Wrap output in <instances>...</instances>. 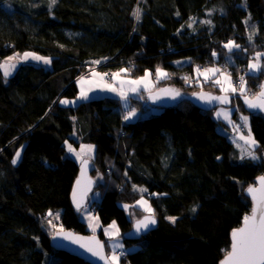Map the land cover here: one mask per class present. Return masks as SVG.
<instances>
[{
	"label": "trees",
	"instance_id": "16d2710c",
	"mask_svg": "<svg viewBox=\"0 0 264 264\" xmlns=\"http://www.w3.org/2000/svg\"><path fill=\"white\" fill-rule=\"evenodd\" d=\"M246 17L260 25L252 48ZM231 40L244 53L235 54L237 67L264 52V0H0V57L30 50L51 59L50 67L20 64L7 81L0 69V264H90L49 243L57 229L91 232L69 199L79 161L65 154V142L75 128L83 143L95 145L94 170L105 176L94 186L99 199L89 204L102 225L115 221L121 235L131 229L127 208L141 197L133 185L144 186L157 220L139 238H121L120 264H219L230 231L250 213L244 190L264 164L237 157L213 110L183 98L124 121L117 98L73 107L59 98L94 65L103 73L129 69L136 78L159 67L168 76L157 88L208 90L191 77L221 63ZM183 59L188 64L181 66ZM247 78L261 84L264 71ZM250 115L252 136L264 149V115ZM49 211H58L59 226L48 223Z\"/></svg>",
	"mask_w": 264,
	"mask_h": 264
},
{
	"label": "snow or ice",
	"instance_id": "6c2138e0",
	"mask_svg": "<svg viewBox=\"0 0 264 264\" xmlns=\"http://www.w3.org/2000/svg\"><path fill=\"white\" fill-rule=\"evenodd\" d=\"M52 3H55V0H52ZM141 10L139 8L135 9L132 13L134 18L138 21L140 19ZM247 24V20L244 21ZM204 23H211V21H204ZM189 27H191V24H189ZM252 39V35H249V40ZM224 47L228 48L230 51L232 48L239 49L241 46L239 44H236L234 41H229L227 44L224 45ZM215 56L216 53H213ZM264 55L262 53H256V56L254 57L253 63H250L248 65L249 73L255 74L257 72H260L264 70V65L260 63L261 56ZM31 57L33 60L37 61H43L45 64L50 63L51 61L40 56H36L33 53H24L23 56H19V54H16L14 56L7 57L3 63H0V69H3V76L8 77L11 74V70L16 68V63L14 61L19 62L20 60H28ZM94 63H99V61H96ZM121 72H128L129 69H121ZM197 73L199 75L204 76L205 80L210 78L211 75H215L216 73L220 72V69L218 68H205L203 71H201L199 68L196 69ZM157 81L160 79L167 78L168 74L164 72L161 68L157 67L155 70ZM104 75L107 74H101L93 71L92 76L93 77H99L101 81H103ZM113 79H118L120 76V73H113L112 74ZM151 73L146 71L144 76L134 79V80H128V81H121V85L124 83H127L131 86L130 90L135 92L137 91V88L141 85H143L146 89L148 86L152 83L150 80ZM185 80L187 81L188 78L185 77ZM79 83L83 86L85 83H89L90 85L94 83V81L85 80V78L81 77L79 80ZM216 84L221 85V91L226 93L224 96H211L206 94H201V99H206L209 103H211L212 100H217L220 103H229V97L227 93L231 91L232 93H236L237 91L240 92L241 95L244 96L245 103L249 108L259 109L261 111H264V85H260V91L258 94H254L251 98L246 94V81L244 76L239 77V86H234L231 80L230 75H226L224 80L221 81L219 79L215 80ZM227 85L225 87L224 85ZM99 86V85H97ZM103 87L107 88L109 91H116L115 88H113L110 84H104ZM92 88L89 87V89L86 91L83 87H81L80 92V99H88V91H91ZM161 92H164L165 94L170 93L171 89H161ZM120 95L123 97L124 93L121 91ZM175 95H179V92H175ZM126 98V97H125ZM61 104H67L69 101L67 100H61ZM217 115H220L218 113ZM227 116V113H225ZM128 117H125L127 119ZM248 117H243V120L245 121V124L247 123ZM240 139L245 140L247 144L255 145V140L251 139V136L249 134V137L245 138L244 136H241ZM68 151L70 153H75L77 159L81 160L82 163V174H83V168H86L88 164V160L84 159V155L88 154L90 158V154L94 151V146L92 145H82L79 152H76V150L72 147L71 144L68 145ZM21 153L20 151H17L15 153V158L13 159L12 163L16 164L17 159H19ZM249 156L252 157V159H257L254 153L249 152ZM219 159V157H218ZM260 181V187H249L247 189L248 193L251 195L252 200L254 202V206L251 210L250 215H245L243 218L244 226L238 229H234L231 233V245H230V251H228L224 257V259L220 262V264H264V176L259 178ZM91 181H89L90 185ZM77 187L73 191V201L76 204V207L78 210L81 209L82 205V199L83 196L86 194V192L89 190L87 187H85L83 190H81V181L77 180L76 182ZM142 207H144V210L146 212L151 213L152 209L150 206L147 205V201L140 200L137 202ZM126 208L128 206H125ZM195 211V209H193ZM49 216H52L53 213L49 212ZM58 219V216L56 217ZM90 221H98V217H90ZM170 220L175 221L174 217H169ZM49 224H51V221H48ZM156 221L152 216H145L141 220H137L136 222V230L139 232L142 228L147 229L149 224H155ZM92 227L93 232H95L96 227H98V223L89 225ZM105 233L110 237L114 238L119 235V229L117 228V225L115 221L112 222V224L109 226L108 229H105ZM58 235L60 233H57ZM66 238L74 239V242L79 243L80 240H82V237H75L73 238L70 233L65 234ZM92 241L94 242V246L89 244H81V247H87V250L91 252L94 256H98L101 260L108 261V264H119V256L113 255L111 257H105L103 254V247L104 245L99 241L96 240L95 236H93ZM114 248L121 247L120 244H114Z\"/></svg>",
	"mask_w": 264,
	"mask_h": 264
},
{
	"label": "rangeland",
	"instance_id": "374dc122",
	"mask_svg": "<svg viewBox=\"0 0 264 264\" xmlns=\"http://www.w3.org/2000/svg\"><path fill=\"white\" fill-rule=\"evenodd\" d=\"M245 20H247V24H246V29H247L246 30V40L248 41V43L250 45V48H252L251 42L254 40V37L259 33V31H260L259 26L260 25L256 21H253L252 22L248 17H246ZM249 35H252V39L251 40H249ZM231 41H234V40H231ZM225 44H227V43H225ZM226 49H227V51H224V54L225 55L223 54L224 55L223 56V61H221V63H212V65H208V66H205V67H198L201 71H203L205 68H218V69H220V73H216L215 75H211L210 74V78L207 79V80H205L204 76L199 75L197 73V71H196L197 68H196L195 71H194V74L195 75L192 76L191 79H194L195 80L194 82L199 81L200 83H202L201 86H204L205 87L207 85L208 86L207 89L208 90H211L212 92L213 91H217L219 93H224V92L221 91V85L216 84L215 83V80L219 79V80L223 81L226 75H230L231 78H232L231 80H232L233 85L238 87L239 86V77L240 76H244L245 81H246V94L248 96L252 97L254 94H256V92L260 88V85L261 84H257L256 83V85L255 84L252 85L249 82V80L247 78V74H250L249 73V69H248V65L250 63L255 62L254 61V57L256 56V53L259 52V53L264 54V52L263 51H257L255 53H253L252 58L250 60L248 59L249 62L247 64V66H244V68H243V67H237L236 66V62L234 61V56H235L236 53H237V55H242L243 56L244 53H242L241 51H238L237 48H232L231 51L228 48H226ZM26 52L33 53L36 56L44 57V58H46V59H48V60L51 61L50 57H45V56H43L41 54H37V53H35L33 51L28 50V51H24V52L17 51L16 53H12L10 55H7L4 58H1L0 57V63H3L4 60L7 57L14 56L16 54H19V56L22 57L23 54L26 53ZM218 57L219 56L214 57V58H218ZM187 62H188L187 59H183V60L179 61L178 64L179 65L181 64V66H183V64H186ZM14 63H16V68L18 67V65L23 64V63H33V64H36V65L41 64V65H43L45 67H50V63L45 64L43 61H37V60L31 59V57L28 60H26V61L25 60H20L19 62L14 61ZM260 63L262 65H264V55L261 56ZM16 68L13 69V70H11V74L9 76H11L14 73V71L16 70ZM1 70L3 72V69H1ZM98 70L99 69L97 68V66L94 65L93 67H90V68L86 69L85 71H83V73L78 76V77L85 78V80L94 81V83H92L91 85L89 83H85L82 86L79 83V80L80 79H78L75 82V88L77 90H79L78 96H76L78 98H76V100H78V101L81 100L80 99L81 87H83L86 91L89 89V87L92 88L91 91H88V98L89 99L95 98L97 96L98 97L101 96L99 94L100 93H103L105 91V89H107V88L103 87V84L102 83L109 84L108 81L109 80L111 81L112 74L115 73V72H121V71H115V72H111L110 74H107V72L104 71V73H102V74H107V75H104L103 81H101L99 77H93L92 76L93 71H95L97 73H100V71H98ZM231 70H233V72L235 73L234 76H233V72ZM123 73L125 74V76L128 75V74H126V72H123ZM151 76H152V74H151ZM8 77H4V81H7ZM130 77H132V76H130ZM137 77H140V76H137ZM133 78H136V77H133ZM191 79L188 78V80L187 81L185 80V82L187 84H189L190 83L189 80H191ZM162 80L164 81L165 79H160L156 83V86H158L160 83L163 84L164 82ZM97 85H99V86H97ZM111 86L113 88H115V85H112L111 84ZM224 86L227 87L226 84ZM145 90L146 89L140 90V92H138V95H133L135 93H127V95H125L126 98H125V96H123V97L120 98V99H123V101H124V105H125L124 107L126 108V109L123 108L124 114H125L124 118L125 117H128L126 119L127 121H134V120L139 119L140 117L146 116V115L143 114V113H145V112H143L145 110L142 109V107H147V109H148L146 111L147 114L159 112V109H160L159 107L154 106V105H151V104H148L147 101H146V99L143 96L139 95L140 93H144L145 92V94H146L149 91H153V90H148V91H145ZM228 94H233V97L231 99V102L229 104H226L225 106L216 107L213 110V116L216 117L217 120H219V122H220V126H219L220 127V130L225 135H227V137L233 143L234 148H236V150H237V157L239 159H249V158L252 159V157L248 155L249 152H252L257 157V159H252V160H254L255 162H258V163L263 162V164H264V149H262L261 147H258L256 141H255L256 142L255 145H250V144H247L245 142V140L240 139L241 136H244L245 138H247V137H249V134H250L251 139L255 140L254 136H252L251 126H250V118H251V115L250 114L253 113V112H255V111H252V110L249 111V110H247L246 112H243L241 110V106L238 105V102H237V100H238L237 99L238 98L237 95L240 94L239 91H237L236 93H232L231 91H229ZM113 98H115V97H113ZM133 98L136 101H138V100L139 101L138 102H135V101H133L134 100ZM120 99H119V101H120ZM140 99L142 100V103L140 102ZM61 100H66V96H63ZM70 100L73 101V98L70 99ZM73 102H75V100ZM73 102H71L70 104H73ZM220 107H223L224 109H226L225 111H223V113H220V116H222V117H218V116L215 115L216 110L218 108H220ZM225 113H227V116L225 115ZM245 116L248 117L246 124H245V121L243 120V117H245ZM70 138L71 139H70L69 142L68 141L65 142V145H66V152H65V154L67 156L73 157L74 156L73 154H70L69 155L70 152L68 151L67 143H69V144H71L73 146L77 142L78 135L76 133V128L74 129V131L72 133H70ZM86 144L87 145L94 146L90 142H88ZM14 158H15V156H14ZM91 163L93 164V159H92V162ZM94 169H95V167L92 166V168H91V175L95 178V181H96V184L95 185H98L99 181H97V179H98V176H99L98 174L99 173L97 174V172L99 170H94ZM100 176H102L101 178L104 181L105 176H103L102 173L100 174ZM138 194L141 197H139L136 201L145 200V201H147V205L150 206L148 199L143 195L144 193L141 194L140 192H138ZM90 195H92V193ZM88 197H89V200L88 201H90V196H88ZM88 201H87V203H88ZM88 206H89V209L92 212H94V209H92V207L90 205H88ZM150 207L152 209V206H150ZM49 212L53 213V215L52 216H49L48 215ZM49 212L45 216L46 217V220L47 221H49V220L51 221V226L53 228L56 227V226H59L58 223H57V225L54 224V222L57 220L56 217L58 216V211L57 212L49 211ZM143 213H149V212H146L144 209L142 210V209L137 208V207L135 208L134 206H133L132 209H130V207L127 209V215L129 216V218L132 219L131 221H133L134 219L139 218L141 215H143ZM112 222L113 221H111V223H109V225H107V229L112 224ZM119 237L122 238L121 233H119ZM107 251H108L107 254L109 255V257H111L113 254H110V251L108 249H107ZM119 255L120 254H117V256H119ZM119 258H120V256H119ZM119 264H120V261H119Z\"/></svg>",
	"mask_w": 264,
	"mask_h": 264
},
{
	"label": "water",
	"instance_id": "95a60500",
	"mask_svg": "<svg viewBox=\"0 0 264 264\" xmlns=\"http://www.w3.org/2000/svg\"><path fill=\"white\" fill-rule=\"evenodd\" d=\"M261 85H264V80H262ZM161 89H171L172 91L168 94H165L164 92H161ZM260 91V88L258 89V91L256 92V94H258ZM175 92H179V95H175ZM201 94H206V95H211V96H224L226 93H219V92H215V91H210V90H196L193 91L192 93H184L182 90L177 89L176 86L173 85H160L158 88H156L153 91H149L148 93L145 94V98L148 104L157 106V107H171V105L176 104L177 102L181 101V99L186 98L187 100L193 102L197 107H200L201 109H205V110H214V108L219 107V106H225L226 104H229L231 102V99L233 97V94H228L229 97V103H220L217 100H212L211 103H209L206 99H201L200 95ZM239 99L242 100V103L244 104L245 109H249L255 112H259L261 114L264 115V111H261L259 109H254V108H249L247 106V104L245 103L244 100V96L239 94L237 95ZM250 97V96H249ZM251 98V97H250ZM88 164L86 166V168H83V174H82V163L81 160L78 163L79 166V170L78 173L76 175V180L74 181L73 185H72V189L70 191V195H69V199H71V203L74 207V209H77L76 204L73 201V191L74 189L77 187L76 182L77 180L81 181V190H83L85 187H87L89 190L86 192V194L83 196L82 199V205L81 208L86 206L87 201H88V195L89 193L94 189L95 186V179L94 177L91 175V163H90V159H88ZM264 176V171L262 173H260V175L255 179V183L254 184H250L251 187H255V188H259L260 187V181L259 178ZM89 181H91L90 185H89ZM248 186L244 191L245 194L251 199L252 201V205H251V210L254 206V202L252 200L251 195L248 193L247 189L250 187ZM251 210L250 213L248 215L251 214ZM145 216H152L155 221L156 217L152 214V213H143V215H141L139 218L134 219L132 221V225H131V229L124 232L122 234V238L125 239H129V240H133V239H137L139 238L141 235H144V233L154 229L155 224H149L147 229H141L139 232H137L136 230V222L137 220H141L143 219ZM244 226V222L243 220L241 221V225L233 228L230 231V245H231V233L234 229H238ZM57 233H60L59 235ZM70 233L72 235L73 238L75 237H82L83 239L80 240L79 243L74 242V239H69L65 237V234ZM95 236L96 240H99L103 245V254L105 257H109L106 251V241L103 240L102 238H100L98 236V234L96 233H82V232H75L72 229H57V231H55V233L50 237L49 239V243L51 244V246L56 249V250H62L66 253H70L78 258H82L83 260H85L88 263H92V264H108V261L106 260H101L98 256H94L91 252H89L87 250V247H81V244H89L94 246V242L92 241V237ZM229 245V246H230ZM231 249L229 248L228 251H230ZM226 255V254H225ZM225 255L223 256V258L221 259V261L224 259ZM220 261V262H221ZM219 262V264H220Z\"/></svg>",
	"mask_w": 264,
	"mask_h": 264
},
{
	"label": "crops",
	"instance_id": "0c3cea01",
	"mask_svg": "<svg viewBox=\"0 0 264 264\" xmlns=\"http://www.w3.org/2000/svg\"><path fill=\"white\" fill-rule=\"evenodd\" d=\"M98 71H100V70H98ZM164 71V70H163ZM148 72H150L151 74H152V76L150 77V80L152 81V83L148 86V88L146 89L143 85H141V86H139L138 88H137V91H135V92H133V91H131L130 90V88H131V86L129 85V84H127V83H124L123 85H121V81H128V80H134V79H138V78H140V77H142V76H144V74L143 75H141L140 77H137V78H133V77H130V76H128V75H126L125 76V74L123 73V72H115V73H120V76H119V78L118 79H113V76L111 77L112 79H111V81L109 80L108 81V83L111 85H115V89H116V91H109L108 89H105V91L103 92V93H100L99 95H101V96H99V97H105V96H111V97H117L118 99H120L122 96L120 95V92L122 91L123 93H124V96L125 95H127V93H135V94H133V95H138V92H140V90H144V89H146L145 91H148V90H154V89H156L157 88V86H156V83L159 81H157V78H156V74H155V71L154 72H151V71H148ZM165 72V71H164ZM100 73L102 74L103 72H101L100 71ZM220 73V72H219ZM81 77H76L73 81H72V83L68 86V87H66L64 90H63V92H62V94H61V97L59 98V102H60V100L62 99V97L63 96H66V100L67 101H70L69 103H67V104H65V105H68V106H70V107H73L75 104H77L79 101L78 100H76V98H78V97H76V96H78V92H79V90H77L76 88H75V82L78 80V79H80ZM232 79V78H231ZM103 85H104V83H102ZM105 84H107V83H105ZM103 94V95H102ZM98 97V96H97ZM126 97V96H125ZM73 98V101L75 100V102H73V101H71L70 99H72ZM89 99V98H88ZM85 99H81L80 101H84ZM121 100V105H122V107L124 108V109H126L124 106V101H123V99H120ZM71 102H73V104H70ZM160 110V109H159ZM144 115H148L147 114V112L146 113H143ZM124 121H127L126 119H124ZM78 135V134H77ZM70 136H69V140H68V142L70 141ZM86 143H88V142H86ZM86 143H83L82 141H81V137L78 135V139H77V142L75 143V145H73L72 147L76 150V152H79L80 151V148H81V146L82 145H85ZM92 144V143H91ZM69 145V143H67V146ZM87 145V144H86ZM94 145V144H93ZM94 152H95V145H94V151L90 154V158H89V155L88 154H85L84 155V159H90V163L92 162V159H93V157H94ZM70 154H73L74 156L72 157L73 159H75V160H77V161H80V159H77V157H76V155H75V153H69V155ZM91 165V168H92V166L93 167H95L92 163L90 164ZM99 173V174H98ZM97 174L99 175L98 176V179H97V181H99V183H102L103 182V179L101 178L102 176H100V172L98 171L97 172ZM95 179V178H94ZM95 184H96V181H95ZM133 190L134 191H136L137 193L138 192H140L141 194L142 193H144L145 192V188H144V186H139V185H133ZM92 193V195H90ZM99 195H100V191L99 190H96L95 188L89 193V195L88 196H90V201H88V203L86 204V206H84V207H82L80 210H78V212H79V217L82 219V220H84L85 221V223L87 224V229L89 230V231H91L92 233H99V232H103V235H104V237H105V240H106V244H107V247H108V250L110 251V254H115V255H117V251L118 250H123L124 249V242H123V240L121 239V237H119V235L118 236H116V237H114V238H110L106 233H105V229H107V225H109V224H107V225H102V223H101V221H100V219H98V221H90V217H98L97 215H96V213L95 212H92L90 209H89V204L94 200V199H99ZM88 200H89V197H88ZM140 201V200H139ZM138 201H135L133 204H132V206H130V209H132L133 208V206L136 208H140V209H144V207H142L141 205H139L138 203H137ZM129 208V207H128ZM127 208V209H128ZM92 213V214H91ZM90 223H92V224H96V223H98V227H96V229H95V232H93V229H92V227H90L89 225H90ZM118 228V227H117ZM119 233H120V231H119ZM120 244L121 245V247H119V248H114L113 247V245L114 244Z\"/></svg>",
	"mask_w": 264,
	"mask_h": 264
},
{
	"label": "bare ground",
	"instance_id": "6f19581e",
	"mask_svg": "<svg viewBox=\"0 0 264 264\" xmlns=\"http://www.w3.org/2000/svg\"><path fill=\"white\" fill-rule=\"evenodd\" d=\"M225 110H226V109H224L223 107H220V108H218V109L216 110L215 115L218 116V117H222V116L217 115V114H218V113H223V111H225Z\"/></svg>",
	"mask_w": 264,
	"mask_h": 264
},
{
	"label": "built area",
	"instance_id": "2783aa9c",
	"mask_svg": "<svg viewBox=\"0 0 264 264\" xmlns=\"http://www.w3.org/2000/svg\"><path fill=\"white\" fill-rule=\"evenodd\" d=\"M107 74H110V72H107ZM94 208V207H93ZM117 254H120V251H117Z\"/></svg>",
	"mask_w": 264,
	"mask_h": 264
}]
</instances>
